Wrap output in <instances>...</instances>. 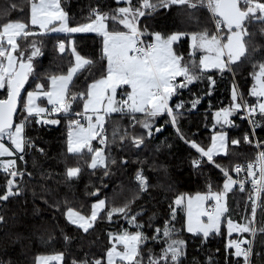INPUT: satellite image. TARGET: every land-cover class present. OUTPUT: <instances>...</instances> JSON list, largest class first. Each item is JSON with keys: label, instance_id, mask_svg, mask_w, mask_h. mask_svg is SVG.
Segmentation results:
<instances>
[{"label": "snow or ice", "instance_id": "obj_1", "mask_svg": "<svg viewBox=\"0 0 264 264\" xmlns=\"http://www.w3.org/2000/svg\"><path fill=\"white\" fill-rule=\"evenodd\" d=\"M117 3L120 4L121 0H117ZM123 4L125 6H119L110 13L101 12L98 8L93 9L89 22L70 26L68 14L61 7L60 0L38 2L31 0L30 23L16 20L0 25V91L4 93L3 98H0V158H7L0 159V170L9 177L6 191L0 194V202H7L11 197L20 196L23 192L17 178L22 180L26 173L17 167V159L24 161L26 150L36 148L35 143L26 136V128L30 122L58 125L60 120L55 117L63 113L68 118L67 152L77 157L91 154L88 167L93 170L92 174L99 170L102 176H108L111 171L110 165L116 164V160H109L105 152L109 139L105 129L107 118L112 114H119L130 118L131 128L135 129L139 125L144 130L140 134L114 127L112 142L116 143L119 140L122 144L129 139L134 147L140 148L146 138H151L153 130L161 131V128L155 127L158 117L166 115L172 125L177 126L178 116L182 114L179 109L184 108V103L180 102L173 107L170 102L181 89L187 88L200 78L195 69L199 68L201 73L216 69L221 73L234 74L233 66L242 61H249L254 69H258L253 73L256 83L250 93L257 99L255 103L249 104L233 84L232 103L214 114L215 123L220 125L222 130L216 133L215 125L213 126L214 135L210 147L205 148L195 141L185 139L179 127H176L177 133L185 139V143L190 144L191 148L199 153V158L192 161L193 166L199 168L201 163L205 162L204 158H207V163L215 164L223 173L224 182L221 191H212L209 186L207 194L198 193L187 197L179 195L174 201L176 207L172 209L171 216L174 220L176 208L183 206L187 216V231L194 235L202 234L206 240L211 233L218 234L221 230L224 214L228 212L227 194L236 185H239L240 192H244L245 183L251 178L253 193L249 196L252 205L251 219H247L244 224L227 220L229 236L234 231L241 234L240 239L230 240L227 247L234 249L232 254L236 258H243V264H252L250 259L252 241L244 239L243 234L251 233L253 238L255 237L256 229L251 225L255 222L257 207H264V202L258 204V201H261V194L264 193V146L256 141L255 147L262 150L258 152L255 160L247 163L246 167L239 164L234 166L233 170L237 175L246 171L245 179L241 180L233 179L230 170L215 161L214 157L227 156L229 144L238 146L242 141L247 144L253 143L248 133L243 134L242 139L229 141L228 133L223 131V128L235 126L232 120L234 113L246 114L244 118L252 125V134L256 128L264 127V60L254 58L257 52H261V55H264V52L259 47H253L250 51L246 40L252 35L248 30L251 22L259 21L264 24V0H136L135 5L133 0H123ZM173 6H187L191 10L198 7L206 8L211 14L214 30L204 28L200 31L163 34L159 31L150 32L147 27L141 28V18L161 9H171ZM12 7L15 8L16 5L13 4ZM109 20L122 25L124 30H109ZM57 22L58 26L49 28ZM36 26L40 32L34 30ZM49 30L64 33L91 32L101 36L103 45L101 60L106 61L102 68L103 74L99 79L92 81L86 91L71 92L70 85L77 72L95 63L77 53L73 46L75 64L68 72L50 74L47 77L50 87L43 82L37 83L36 90L28 91L24 98L22 92L25 84L35 72L34 59L42 55V50L33 40L30 42L31 51L25 56L24 52L20 51L18 40L36 37ZM261 33L264 34V27L261 28ZM144 37H147V40ZM184 37L190 38L191 41L187 61L176 48ZM58 48L60 53H63L65 44L59 43ZM197 53H202L198 62ZM178 78L183 79L178 81ZM208 79L214 87L215 80L211 77ZM122 88L124 91L118 99L117 90ZM41 97L46 98L51 108L37 103ZM78 98L83 102V110L73 111L72 105ZM199 103V98L192 100L191 109ZM18 109L21 110V116L17 122ZM256 116L261 119H255ZM94 140H98L99 144L105 147H93ZM38 150L41 153L44 151ZM122 163L127 164V161L124 160ZM81 171L79 166L68 167L66 176L69 179H78ZM27 175L31 176V173ZM135 179L138 182V191L132 199L122 205H113L105 211L106 199H98L91 205L90 215H82L71 207L67 208V221L82 229L84 233L94 228L98 218H101V212H104V218L110 222L116 216L123 218L136 229L108 234L114 243L106 251V261L101 258L91 260L85 258L79 264H184L186 241L179 238L174 226L169 224H166L163 230L156 228L155 235L151 237L155 243L161 245L159 253H153L148 249L145 257L143 246L147 244L149 236L144 233V225L137 219L140 213L133 212L131 206L140 193L148 191L150 185L142 170L136 174ZM99 191L97 188L90 194L98 196ZM209 200L214 201L211 208L206 207ZM44 202L48 204L47 199ZM49 207L59 210L60 201H53ZM204 217H207L206 222L202 219ZM4 222V216L0 215V224ZM37 259L38 264H50L51 261L62 264L64 257L61 253L55 256H40ZM0 264L6 262L0 261ZM7 264L11 262L8 261ZM72 264L78 262L74 260Z\"/></svg>", "mask_w": 264, "mask_h": 264}, {"label": "trees", "instance_id": "obj_2", "mask_svg": "<svg viewBox=\"0 0 264 264\" xmlns=\"http://www.w3.org/2000/svg\"><path fill=\"white\" fill-rule=\"evenodd\" d=\"M38 1V0H37ZM31 0H0V25L6 22L19 20L30 22ZM16 7L13 8L12 5ZM136 0H133V5ZM61 6L68 14L69 25L78 26L89 22L93 9L101 12H111L119 6H125L117 0H61ZM22 9V10H21ZM109 30H124L122 25L108 21ZM141 28L147 27L148 31H159L169 34L177 31L193 32L204 28L214 30L211 14L206 8L198 7L195 10L187 6H173L171 9H161L151 15L141 18ZM264 27L259 21H253L248 25L252 34L248 41L249 50L259 47L264 52ZM35 31H38L34 28ZM147 39V37H145ZM35 40L42 50V55L34 59L35 72L29 77L22 92L26 98L28 91L36 90L37 83H45L49 86L47 77L50 74H66L75 64L74 55L70 49L76 51L85 58L94 61V65L85 66L73 79L70 91L78 93L86 91L87 86L101 77L102 68L106 61L101 60L102 37L99 35H78L65 37L60 35L42 34L36 37L18 40L20 51L27 56L31 51V41ZM74 41V45H73ZM63 42L65 51L60 53L58 45ZM179 53L183 54L185 61L189 58L190 38L184 37L178 44ZM19 53H17L18 55ZM200 54L196 59L199 61ZM256 60H264V55L257 52ZM231 72L219 71L206 72L199 68L195 71L200 78L187 88L181 89L179 94L173 96L170 104L183 102L184 108L179 109L177 126H173L170 118L158 117L155 127L161 128L160 132L153 130L151 138H146L140 148L134 147L129 139L122 144L117 140L112 142L114 127L126 129L129 133L140 134L144 130L139 125L135 129L130 127L132 123L127 116L114 114L107 118L105 129L108 134V143L105 152L109 160L115 159L116 164L110 165V174L102 176L99 170L92 174L88 167L90 155L82 157L74 156L67 152L68 118L66 116L55 117L60 120L58 125H40L30 122L26 128V136L36 145V148H28L25 160L17 159V167L25 172L24 178H17L23 189L20 196L11 197L7 202H0V215L5 222L0 224V261H10L11 264H37L40 256H54L63 254L62 264H72L85 258H101L106 261V251L113 241L109 233H118L124 230L135 231L123 218L113 217L112 221L104 218L101 213L93 229L88 233L69 223L66 219V211L71 207L82 215H90L91 205L98 199H106V209L113 205H122L138 191V182L135 177L142 170L150 185L147 192L140 193L131 208L133 212H139L137 219L144 225L143 231L149 236L147 244L143 246L144 255L147 257L148 249L153 253H159L161 245L155 243L151 237L155 235V229L163 230L166 224L174 226L179 238L186 241V257L184 264H243V258H236L232 253L234 249L227 247L229 235L225 222L228 219L244 224L251 219V200L253 193L245 190L240 192L239 187L234 186L227 194L228 212L225 213L221 230L218 234L212 233L207 239L203 235H194L187 231V216L183 206L176 208V217L173 220L171 213L175 208L174 201L179 195L194 196L207 194L209 186L212 191H221L223 188V174L213 163H201L199 168L193 166V159L199 158V153L185 143V139L195 141L199 145L208 148L215 132L221 131L220 125L215 123L214 114L217 110L229 107L233 84L244 99L253 104L256 98L251 96L254 85V69L249 61H242ZM211 77L215 80L211 86ZM182 81V80H179ZM210 92V94H206ZM4 93L0 91V98ZM199 98L200 103L191 109V101ZM190 109V110H189ZM73 111H82L83 102L79 98L72 105ZM139 115V114H138ZM21 116V110L17 111V122ZM255 119L260 120L259 116ZM234 127L225 126L229 141L242 139L243 134L248 133L252 144L241 142L235 146L229 144L228 155L215 157L214 160L223 164L232 173L234 166L256 158L258 148L255 142L259 141L264 146V127H258L255 133H251V126L244 113H237L233 118ZM179 127L185 139L177 133ZM93 147H105L98 141L93 142ZM38 149H43L41 153ZM262 150V149H261ZM15 158V157H13ZM126 160L127 164L122 161ZM26 161V163H25ZM81 167L82 171L78 179H69L66 176L68 167ZM31 173V176L27 175ZM51 178H48V177ZM9 177L0 170V194L6 191ZM99 188V195H91ZM45 199L48 204H45ZM67 201L65 204L64 201ZM53 201H60L59 210L49 207ZM264 202V194L261 198ZM209 208L212 201L208 202ZM171 206V207H170ZM256 229L253 240L252 264H264V207H257L255 222L251 225ZM67 237V239H65ZM251 233H246L243 238L252 239ZM238 240L241 235L233 237ZM232 238V239H233Z\"/></svg>", "mask_w": 264, "mask_h": 264}, {"label": "rangeland", "instance_id": "obj_3", "mask_svg": "<svg viewBox=\"0 0 264 264\" xmlns=\"http://www.w3.org/2000/svg\"><path fill=\"white\" fill-rule=\"evenodd\" d=\"M121 2H123V0H121ZM153 14V13H152ZM141 21V20H140ZM30 23V22H29ZM180 43V42H179ZM190 45H191V41H190ZM72 42H71V45H70V49L72 50ZM178 47V45H176V48ZM177 51H178V48H177ZM190 51H191V47H190ZM77 52V51H76ZM179 52V51H178ZM78 53V52H77ZM198 54H200V55H202V53H198ZM82 56V55H81ZM74 61H75V56H74ZM85 68V67H84ZM83 68V69H84ZM83 69H81V70H83ZM80 70V71H81ZM80 71H78L77 72V74L80 72ZM206 72H211V71H218V70H216V69H210V70H205ZM76 74V75H77ZM75 75V76H76ZM74 76V77H75ZM74 79V78H73ZM183 78H178V81L179 80H182ZM255 80H254V85L253 86H255ZM48 87H50V85L48 86ZM253 88V87H252ZM123 91H124V89L122 88V89H118L117 90V98L119 99L120 97H121V94L123 93ZM253 97V96H252ZM254 98H256V97H254ZM257 99V98H256ZM37 103H39L41 106H43V107H48V108H51V105H49L48 103H47V100H46V98H44V97H41V99L40 100H38L37 101ZM237 113H234V115L232 116V120H233V118H234V116L236 115ZM229 127V126H228ZM227 132V131H226ZM216 133H218V132H216ZM214 135V134H213ZM96 141H98V140H94L93 142H96ZM92 142V143H93ZM210 146H211V144H210ZM209 146V147H210ZM220 156H224V155H220ZM220 156H216V157H220ZM215 158V157H214ZM207 159V158H206ZM195 196V195H194ZM209 201H211V200H209ZM209 201H207V203H206V207H208L209 208V204H208V202ZM96 203V202H95ZM212 204L214 205V201H212ZM212 205V206H213ZM102 213V212H101ZM101 213H100V215H101ZM224 217H225V214H224ZM67 219V218H66ZM205 222L207 221V217H204V218H202ZM97 222V221H96ZM234 222V221H233ZM236 223V222H235ZM96 224V223H95ZM223 224V223H222ZM222 224H221V227H222ZM73 225V224H72ZM225 225H226V227H227V221L225 222ZM75 226V225H74ZM82 230V229H81ZM228 232V231H227ZM212 234V233H211ZM229 235V234H228ZM240 235V233H238V232H233L232 234H231V236H229L230 238H229V241L230 240H236V239H234L233 237H235V236H239ZM233 238V239H232ZM245 239V238H244ZM229 241H228V243H229ZM114 243V242H113ZM55 256V255H54ZM37 264H38V260H37ZM50 264H60V262H57V261H51L50 262Z\"/></svg>", "mask_w": 264, "mask_h": 264}, {"label": "built area", "instance_id": "obj_4", "mask_svg": "<svg viewBox=\"0 0 264 264\" xmlns=\"http://www.w3.org/2000/svg\"><path fill=\"white\" fill-rule=\"evenodd\" d=\"M144 39H146L145 37H144ZM147 40V39H146ZM246 114L244 113V116H245ZM61 116H65L63 113H61V114H59L58 116H56V117H61ZM255 118V117H254ZM248 121V120H247ZM249 122V121H248ZM250 124V123H249ZM250 126H251V128H252V125L250 124ZM261 149H258V152L260 151ZM258 152H257V154H258ZM257 156V155H256ZM255 160V159H254ZM254 160H251V161H245V162H242V163H240L239 165H241V166H244V167H246V165H247V163H249V162H252V161H254ZM220 171V170H219ZM221 172V171H220ZM223 174V173H222ZM230 175H232V177H233V179H237V180H241V179H245V177H246V175H247V173H246V171H242L239 175H237L236 173H235V171H233L232 173H230ZM257 175H258V173H257ZM237 187H239V185H236ZM245 190H248V191H251L252 192V185H251V178H248L247 179V181H246V183H245ZM263 194L264 193H262L261 194V198H262V196H263ZM259 202L260 201H258V204H259ZM253 240H254V238L252 237V239L250 240V241H252V253H253ZM243 247H248V245H243ZM252 257V256H251ZM251 257H250V259H251Z\"/></svg>", "mask_w": 264, "mask_h": 264}, {"label": "crops", "instance_id": "obj_5", "mask_svg": "<svg viewBox=\"0 0 264 264\" xmlns=\"http://www.w3.org/2000/svg\"><path fill=\"white\" fill-rule=\"evenodd\" d=\"M38 2V1H37ZM60 3H61V0H60ZM62 7V6H61ZM55 26H58V22L56 23V24H54V25H50L49 26V28H51V27H55ZM34 28H36L38 31H41L39 28H38V26H36V27H34ZM43 34H50V35H60V36H65V37H74V36H78V35H98V34H96V33H91V32H89V33H64V32H53V31H45ZM112 115H114V114H112ZM0 159H7V158H0ZM244 234H246V233H244ZM243 234V235H244ZM241 235V234H240Z\"/></svg>", "mask_w": 264, "mask_h": 264}]
</instances>
